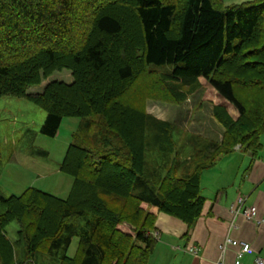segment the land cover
<instances>
[{
	"label": "trees",
	"instance_id": "trees-1",
	"mask_svg": "<svg viewBox=\"0 0 264 264\" xmlns=\"http://www.w3.org/2000/svg\"><path fill=\"white\" fill-rule=\"evenodd\" d=\"M63 69L72 82L29 92ZM205 85L222 100L212 110L222 139L208 160L181 172L170 159L174 125L145 103L181 104ZM1 96L41 107L45 136L63 118L80 124L60 164L73 177L66 198L35 187L0 194V264H36L38 255L56 264H149V207L192 227L204 211L203 170L237 146L253 156L261 148L264 0H0ZM148 151L162 158L147 159ZM12 222L21 260L6 233Z\"/></svg>",
	"mask_w": 264,
	"mask_h": 264
},
{
	"label": "rangeland",
	"instance_id": "rangeland-1",
	"mask_svg": "<svg viewBox=\"0 0 264 264\" xmlns=\"http://www.w3.org/2000/svg\"><path fill=\"white\" fill-rule=\"evenodd\" d=\"M221 1L228 6L249 0ZM72 80L71 71L66 69L55 71L40 85L31 87L29 92H40L51 81L70 83ZM220 100L217 93L207 85L200 93L181 104L147 99L146 111L159 119L171 122L175 127L177 152L170 157L171 163L174 160L180 164L186 162L191 170L197 164L199 153H202L204 141L210 145L218 136L220 128L221 141L223 128L212 116L213 106ZM231 114L234 115V111L231 110ZM45 118L46 112L26 98L0 97V194L2 196L20 195L27 187H35L60 198H66L68 195L73 177L60 171V164L71 142V134L80 124V118H63L54 137L40 133ZM191 140L193 141L188 143ZM148 153L147 159L162 158L161 155L150 151ZM210 153L211 150L207 155L208 158L206 157L207 160ZM17 230L16 222L6 227L11 239L16 238ZM20 244L24 246L22 241ZM20 244L16 246L19 257ZM76 246L77 239L74 238L68 253L71 254ZM37 262L41 264L42 260L38 259Z\"/></svg>",
	"mask_w": 264,
	"mask_h": 264
},
{
	"label": "crops",
	"instance_id": "crops-1",
	"mask_svg": "<svg viewBox=\"0 0 264 264\" xmlns=\"http://www.w3.org/2000/svg\"><path fill=\"white\" fill-rule=\"evenodd\" d=\"M220 129L218 136L210 145L204 141L197 162L203 156L209 155L210 150V156L214 154L215 145L221 138ZM260 143L261 148L256 156L237 146L232 153L219 157L213 166L203 170L200 188L205 199L204 211L192 227L160 212L156 207H149L156 216L155 228L151 231V234L153 232L156 234L155 246L149 264H214L219 257L218 245L228 233L233 238L250 243L253 252L245 256L244 260L247 263H251L256 256L264 259V133L260 137ZM185 164L186 162L179 164L178 169L181 172L190 170V165L185 167ZM240 196L244 197L245 205L257 207L258 218L263 220L261 224L257 225L242 216L233 219L230 208ZM142 206L148 208L147 204ZM231 224L235 227L230 230ZM8 238L15 246V256L23 259L25 249L18 239V230L16 238L11 239L9 236ZM18 244L20 257L16 250ZM194 246L197 248L195 254L189 251V248ZM75 251L76 249L67 254L73 256ZM38 259L42 260L41 264H56L46 255H38L36 264ZM233 259L234 251L229 249L226 263L232 264Z\"/></svg>",
	"mask_w": 264,
	"mask_h": 264
},
{
	"label": "built area",
	"instance_id": "built-area-1",
	"mask_svg": "<svg viewBox=\"0 0 264 264\" xmlns=\"http://www.w3.org/2000/svg\"><path fill=\"white\" fill-rule=\"evenodd\" d=\"M231 214L233 219H236L239 216L246 218L247 220L254 221L257 225L263 222L262 219L258 218L257 207L255 205L247 206L245 205L244 197H238L237 202L234 203L231 208ZM235 227L234 224H231L230 230ZM152 236L155 237V232L152 233ZM219 257L214 264H227L226 263V254L229 249L234 251V259L232 264H264V259L260 256H256L251 263H247L244 258L245 256L251 254L253 249L245 240L233 238L230 233L223 239V241L218 245ZM189 251L192 253L197 252V248L190 247Z\"/></svg>",
	"mask_w": 264,
	"mask_h": 264
}]
</instances>
